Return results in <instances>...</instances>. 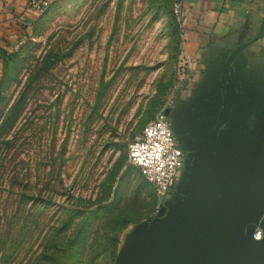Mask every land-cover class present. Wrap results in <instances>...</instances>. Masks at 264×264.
<instances>
[{
    "label": "rangeland",
    "instance_id": "rangeland-1",
    "mask_svg": "<svg viewBox=\"0 0 264 264\" xmlns=\"http://www.w3.org/2000/svg\"><path fill=\"white\" fill-rule=\"evenodd\" d=\"M171 3L54 0L0 45V264H127L159 222L126 151L188 84Z\"/></svg>",
    "mask_w": 264,
    "mask_h": 264
},
{
    "label": "crops",
    "instance_id": "crops-1",
    "mask_svg": "<svg viewBox=\"0 0 264 264\" xmlns=\"http://www.w3.org/2000/svg\"><path fill=\"white\" fill-rule=\"evenodd\" d=\"M26 4L0 0V45L35 22ZM183 7L189 79L167 116L183 162L162 217L181 230L198 222L206 238H220L214 188L236 238L239 223L264 204V0H183Z\"/></svg>",
    "mask_w": 264,
    "mask_h": 264
},
{
    "label": "water",
    "instance_id": "water-1",
    "mask_svg": "<svg viewBox=\"0 0 264 264\" xmlns=\"http://www.w3.org/2000/svg\"><path fill=\"white\" fill-rule=\"evenodd\" d=\"M164 114L168 116V111ZM212 192L220 238H206L198 222L186 230L175 228L163 219L161 207L156 226L133 233L127 251L124 250V255L131 258L127 264H264V204L239 223L240 237L233 238L222 218L214 188ZM256 227L263 231L259 241L251 237Z\"/></svg>",
    "mask_w": 264,
    "mask_h": 264
},
{
    "label": "built area",
    "instance_id": "built-area-1",
    "mask_svg": "<svg viewBox=\"0 0 264 264\" xmlns=\"http://www.w3.org/2000/svg\"><path fill=\"white\" fill-rule=\"evenodd\" d=\"M27 10L36 16L49 7L48 0H27ZM171 13L176 23L184 20L183 0H172ZM126 160L137 167L142 177L154 186L156 196L163 201L173 183L176 172L182 167L183 152L177 147L175 137L164 112L157 113L127 146ZM252 239L259 241L263 231L256 227Z\"/></svg>",
    "mask_w": 264,
    "mask_h": 264
},
{
    "label": "trees",
    "instance_id": "trees-1",
    "mask_svg": "<svg viewBox=\"0 0 264 264\" xmlns=\"http://www.w3.org/2000/svg\"><path fill=\"white\" fill-rule=\"evenodd\" d=\"M50 6H51V3H50V5H49V7H50ZM49 7H48V8H49ZM45 12H46V11H45ZM45 12H44V13H45ZM44 13H43V14H44ZM43 14H42V15H43ZM33 24H34V23H33ZM33 24H32V25H33ZM5 126H6V122L2 120V121L0 122V137H3V133H4V130H5V129H4Z\"/></svg>",
    "mask_w": 264,
    "mask_h": 264
}]
</instances>
